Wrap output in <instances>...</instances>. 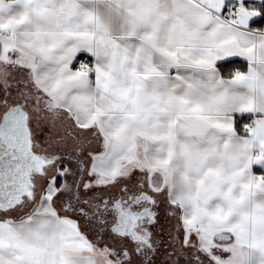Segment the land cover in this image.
Returning <instances> with one entry per match:
<instances>
[{
  "label": "snow or ice",
  "instance_id": "obj_1",
  "mask_svg": "<svg viewBox=\"0 0 264 264\" xmlns=\"http://www.w3.org/2000/svg\"><path fill=\"white\" fill-rule=\"evenodd\" d=\"M0 264H264V0H0Z\"/></svg>",
  "mask_w": 264,
  "mask_h": 264
}]
</instances>
